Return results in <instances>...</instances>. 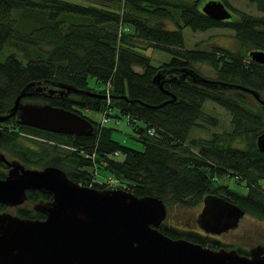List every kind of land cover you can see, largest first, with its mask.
Masks as SVG:
<instances>
[{"label": "trees", "instance_id": "16d2710c", "mask_svg": "<svg viewBox=\"0 0 264 264\" xmlns=\"http://www.w3.org/2000/svg\"><path fill=\"white\" fill-rule=\"evenodd\" d=\"M86 1L89 4L0 0V114L30 81L50 79L91 90L87 82L91 76L101 85L108 84L111 98L107 107L128 115L132 124L134 120L144 123L136 136L143 150L113 140L111 128L84 116L96 126L92 136L51 133L5 121L17 127L0 125V152L27 167L56 166L77 183L105 188L96 180L99 169L119 179L125 190L137 196L162 199L167 210L197 207L211 193L238 205L245 214L264 219V152L256 146V137L264 131V106L258 103L255 107L250 102L256 101L253 96L238 89L207 87L185 80L164 83V89L176 99L156 107L170 96L152 82L160 68L187 67L201 74L197 66L202 64L214 71L212 79L240 84L262 97L264 64L252 61L248 52L264 51V0H248L254 3L259 15L233 9L234 18L224 21L213 20L201 12L199 5L206 0ZM221 1L229 7L226 0ZM165 21L175 28H165ZM183 27L192 31L228 28L236 42L246 49L232 52L217 45L208 50L186 49ZM147 48L166 51L171 59L156 67L140 52ZM134 66L141 70L136 71ZM27 99L80 115L83 110L100 111L105 107L104 99L79 94L62 99ZM207 102L229 114V130L210 132L207 137L192 136L194 129L219 125V119L205 110ZM28 135L53 141H37ZM235 141L244 146L233 145ZM216 172L237 176L245 193L227 184L216 186ZM3 177L4 171L0 169V178ZM28 198L36 200L34 193H29ZM16 214L44 217L23 207ZM186 227H175L163 220L157 228L171 238L202 245L210 240L195 231L193 223Z\"/></svg>", "mask_w": 264, "mask_h": 264}, {"label": "water", "instance_id": "95a60500", "mask_svg": "<svg viewBox=\"0 0 264 264\" xmlns=\"http://www.w3.org/2000/svg\"><path fill=\"white\" fill-rule=\"evenodd\" d=\"M201 12L217 21L229 20L231 12L221 0H208ZM250 59L264 64V51L251 50ZM190 81L207 87L238 89L249 93L264 106V99L253 89L240 84L207 78L187 67H164L152 82L170 99L176 96L164 83ZM69 94L105 99L101 94L62 81L42 79L26 83L10 107L0 114V122L16 119L20 125L73 136H92L96 126L73 110L49 103L23 102L25 97L62 99ZM128 102L127 96H122ZM257 149L264 152V131L256 137ZM0 166L8 169L0 178V203L17 206L27 199L26 190L51 195L39 200L33 210L43 218H22L0 213V264H264L261 246L249 256L235 249H210L183 238H171L158 230L167 209L162 199L137 196L122 188H95L69 179L56 166L25 167L0 152ZM245 212L218 195L208 194L195 222L206 234H221L234 229Z\"/></svg>", "mask_w": 264, "mask_h": 264}, {"label": "rangeland", "instance_id": "374dc122", "mask_svg": "<svg viewBox=\"0 0 264 264\" xmlns=\"http://www.w3.org/2000/svg\"><path fill=\"white\" fill-rule=\"evenodd\" d=\"M69 2L77 3L80 5L89 4L86 0H66ZM192 1V0H186ZM208 1V0H206ZM203 1L200 3L199 7L206 2ZM229 4L227 9L231 12L232 18L235 16V12L233 9L238 11H243L250 15H259V12L256 10L254 3L249 2L248 0H226ZM231 19V17H230ZM165 28L174 29L175 25L171 22L165 21ZM182 36H183V45L186 49H201L208 50L211 46H221L229 51H242L246 49L243 46H240L233 37V31L228 28H213L206 31H192L188 27L182 28ZM142 54L147 56L150 60V63L154 66H159L162 63H166L171 59V54L166 51L159 50L156 48H147L144 50H140ZM200 73L205 77H215L214 71H211L206 65H198ZM136 71H140L141 69L137 66H134ZM88 86L91 90H100L104 91L105 94H108V84L101 85L97 83L96 79L89 76L87 78ZM103 93V94H104ZM264 99V93L261 94ZM27 101L26 99H24ZM105 100V107L102 110H83L82 115L92 119L96 123H100L102 127L111 128L110 137L119 142L120 144L136 149L143 150V144L136 138L137 129L139 127H144V123L139 120H134V124L130 121V117L126 114H122L119 110L115 108L107 107L110 103V98L107 97ZM251 104L255 107L257 106V102L254 100H250ZM205 110L208 111L211 115L216 116L219 119V125L216 127L208 126L201 129H194L191 132L192 136H201L207 137L210 132H218L221 133L223 131L229 130L230 126V116L229 114L219 107L218 105L207 102L205 103ZM22 133V132H21ZM33 135V134H31ZM39 137V136H37ZM34 138L37 141H53L51 139L42 138ZM22 143L25 145L36 148L35 145L27 140H22ZM235 146H244V143L241 141H235L233 143ZM8 158H12L8 156ZM122 155L119 156L121 158ZM42 168V167H35ZM98 170V171H97ZM96 170L95 176L96 180L100 183L103 182L110 175L107 173H101L99 169ZM214 184L225 185L227 184L231 189L238 191L239 193H245V188L243 182H239V180L234 176H227L226 174L214 173ZM211 194V193H210ZM201 209V205L199 204L197 207L192 208H181L174 207L167 210V216L165 221L172 226L187 228L186 225H191L193 220L196 218L197 214ZM11 212V210H9ZM264 237V219L253 217L252 215L245 214L243 218H241L238 222V225L231 229L226 234L222 235L220 239L223 242H227L234 246H245V248H249L250 246H255L257 244V240L259 238Z\"/></svg>", "mask_w": 264, "mask_h": 264}, {"label": "flooded vegetation", "instance_id": "af4514ba", "mask_svg": "<svg viewBox=\"0 0 264 264\" xmlns=\"http://www.w3.org/2000/svg\"><path fill=\"white\" fill-rule=\"evenodd\" d=\"M27 98H28V97L23 98L22 101H23V102H26L24 99L28 100ZM10 121H11V122H12V121L16 122V119L14 118V119H12V120H10ZM16 124H18V123H16ZM0 125H2L3 127H5L6 125L9 126V127H10V126H11V127H13V126H14V127H17V125H15V124H13V123L6 124L5 121H4V122H0ZM18 125H20V124H18ZM5 156H6V155H5ZM6 158H8V157L6 156ZM8 159H15V158H8ZM16 160H18V159H16ZM18 161H19V160H18ZM19 162H20V161H19ZM24 166H25V165H24ZM25 167H27V166H25ZM0 169H2V170L4 171V177H5L6 174H7V172H8V169H6V168H4V167H1V166H0ZM223 174H226L227 176H234V175H232V174L229 173V172H225V173H223ZM4 177H3V178H4ZM234 177L238 178L237 176H234ZM239 182H240V181H239ZM29 193H34L35 196H36V200H34V201L31 200V201H30L29 198H28V194H29ZM240 193H241V192H240ZM26 195H27V199H26V201H24L22 204L17 205V206H10V207H9V206H6V205L0 203V205L4 206V209H3V210H0V213H1V212H8V213H10V214H12V215H16V216H18V215L16 214L17 209L23 207V209L25 208V209H28V210H30V209L33 210V204H34L35 202H37V201H39V200L49 201V200L52 199L51 195H49V194H42V193L38 192L37 190H26ZM200 205H201V207H202V202H201ZM9 210H11V212H10ZM33 211H34V210H33ZM34 212H35V211H34ZM244 215H245V214H244ZM18 217H20V216H18ZM22 218H26V217H22ZM27 218H28V217H27ZM242 218H243V217H242ZM31 219H36V217L32 216ZM195 219H196V218H195ZM195 219L193 220V228H194V230L210 238V240L206 242V245H202V244H200V243H197V244H200V245H202V246H204V247H208V248H210V249H220V248H224V249L228 250V249H232V248H233V249H235V250L237 251L238 254H240V255H246V256H249V250H250L251 248H253V247L261 246V247L264 249V237L259 238V239L256 241L257 244H256L255 246H250L249 248H245V246H234V245H231V244H229V243H227V242H223V241L220 239V237H221L222 235L226 234V233L229 232L231 229L228 230V231H226V232H222L221 234H215V235L206 234V233L203 232L200 228H198V226H197V224H196V222H195ZM193 243H196V242H193Z\"/></svg>", "mask_w": 264, "mask_h": 264}, {"label": "built area", "instance_id": "2783aa9c", "mask_svg": "<svg viewBox=\"0 0 264 264\" xmlns=\"http://www.w3.org/2000/svg\"><path fill=\"white\" fill-rule=\"evenodd\" d=\"M148 133L152 134L153 132H152V130H148ZM28 136L32 137V138H36V137L31 136V135H28ZM115 155H117V153H115ZM102 183L105 184L108 187H124V184L121 183L119 181V179H117V178H115L113 176L107 177L105 180H103Z\"/></svg>", "mask_w": 264, "mask_h": 264}, {"label": "bare ground", "instance_id": "6f19581e", "mask_svg": "<svg viewBox=\"0 0 264 264\" xmlns=\"http://www.w3.org/2000/svg\"><path fill=\"white\" fill-rule=\"evenodd\" d=\"M166 216H167V214H166Z\"/></svg>", "mask_w": 264, "mask_h": 264}]
</instances>
